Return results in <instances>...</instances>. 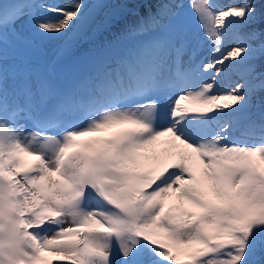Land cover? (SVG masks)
Returning <instances> with one entry per match:
<instances>
[{
  "label": "rangeland",
  "instance_id": "obj_1",
  "mask_svg": "<svg viewBox=\"0 0 264 264\" xmlns=\"http://www.w3.org/2000/svg\"><path fill=\"white\" fill-rule=\"evenodd\" d=\"M16 3L0 12V264H228L223 215L261 204L264 175L236 1Z\"/></svg>",
  "mask_w": 264,
  "mask_h": 264
},
{
  "label": "trees",
  "instance_id": "obj_2",
  "mask_svg": "<svg viewBox=\"0 0 264 264\" xmlns=\"http://www.w3.org/2000/svg\"><path fill=\"white\" fill-rule=\"evenodd\" d=\"M235 1L237 7L229 12V17L233 22L234 36L242 44L243 54L239 62L248 66L246 71L248 82L256 83L248 93L250 103L248 108L252 111L251 117L256 118L260 111L264 112V0ZM252 172L262 187L263 202L252 203L244 212L237 215L230 212L223 215L229 220L230 226L236 229L234 233L236 253L230 257L228 264H264V223L257 222L254 218L264 207V175L258 169H253ZM238 202L243 204L244 199L240 196ZM12 215L13 213L9 211L8 218ZM199 231L205 236L211 233L208 228H199ZM210 248L206 244L202 249L200 246L196 247L197 256L203 257ZM56 261L58 262L57 256ZM163 264H191V262H172L167 259Z\"/></svg>",
  "mask_w": 264,
  "mask_h": 264
},
{
  "label": "bare ground",
  "instance_id": "obj_3",
  "mask_svg": "<svg viewBox=\"0 0 264 264\" xmlns=\"http://www.w3.org/2000/svg\"><path fill=\"white\" fill-rule=\"evenodd\" d=\"M186 124V122L184 123V125Z\"/></svg>",
  "mask_w": 264,
  "mask_h": 264
}]
</instances>
